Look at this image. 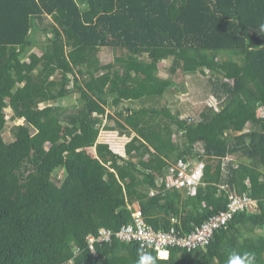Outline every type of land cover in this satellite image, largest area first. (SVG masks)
Segmentation results:
<instances>
[{
  "label": "trees",
  "instance_id": "obj_1",
  "mask_svg": "<svg viewBox=\"0 0 264 264\" xmlns=\"http://www.w3.org/2000/svg\"><path fill=\"white\" fill-rule=\"evenodd\" d=\"M261 25L264 0H0V264H136V242L113 238L93 254L89 238L130 224L135 204L155 230L188 233L231 194L254 206L205 247L146 253L156 264H227L236 251L264 264ZM101 50L127 53L103 63ZM164 61L207 78L220 111L192 120L161 106L173 85L159 76ZM7 109L22 124L6 143ZM100 127L130 139L124 158L84 153ZM200 158L194 196L164 191L171 165Z\"/></svg>",
  "mask_w": 264,
  "mask_h": 264
},
{
  "label": "built area",
  "instance_id": "obj_2",
  "mask_svg": "<svg viewBox=\"0 0 264 264\" xmlns=\"http://www.w3.org/2000/svg\"><path fill=\"white\" fill-rule=\"evenodd\" d=\"M204 160V158H200L198 160L199 163L193 167L181 161L171 165L164 180V191H188L191 196H194L196 194L195 188L200 183L202 176ZM163 193L162 190L156 189L150 192V196ZM252 206L254 205L251 200L231 194L226 211L209 218L200 226L194 227L191 231L184 234L177 233L173 227L169 231L155 230L146 222L138 206L139 209L132 208L130 224L123 226L116 232L100 229L97 237L89 238L88 249L94 254L95 244L109 243L113 238L136 242L142 251L146 253L149 250H153L159 258L162 255L168 257V249L174 247L186 248L187 250L203 248L210 241L212 234L218 228L224 226L234 213L240 210L252 209Z\"/></svg>",
  "mask_w": 264,
  "mask_h": 264
},
{
  "label": "rangeland",
  "instance_id": "obj_3",
  "mask_svg": "<svg viewBox=\"0 0 264 264\" xmlns=\"http://www.w3.org/2000/svg\"><path fill=\"white\" fill-rule=\"evenodd\" d=\"M33 38L37 45L45 41V38L39 34ZM32 53H36L38 56L40 55V52L37 49H34ZM126 53L127 51L125 50H101L99 51L98 57L100 61L107 63L111 62L115 57H125ZM170 65V61H164L159 64L160 78L171 80L173 82L172 87L168 89L167 95L160 102L161 106H165L166 104L169 108H171L173 113H178L181 119L191 118L192 120H196L205 108L211 107L216 111H220L219 103L211 95L209 90L207 78H204L203 76L181 75L178 72L171 74L169 71ZM73 100L74 97L65 101L64 105H70ZM157 105L159 106V104ZM239 105L240 103L238 102H232L231 108H238ZM107 111L111 115L114 113L113 108H109ZM261 114L263 113L261 112ZM5 115L7 128L3 132V140L7 143L13 139L12 128L21 125L22 122H13L11 119V111L9 109L5 111ZM106 124H109V122H105V125ZM100 129V134L96 144L91 149H85L84 153L92 158H95L102 164L107 162L106 160L110 157L108 156L109 153H113L124 158L125 145L130 141V139L121 135L119 136L117 132H107L101 127ZM133 208L139 209L136 204L133 205Z\"/></svg>",
  "mask_w": 264,
  "mask_h": 264
},
{
  "label": "clouds",
  "instance_id": "obj_4",
  "mask_svg": "<svg viewBox=\"0 0 264 264\" xmlns=\"http://www.w3.org/2000/svg\"><path fill=\"white\" fill-rule=\"evenodd\" d=\"M261 31H264V25H261ZM162 258L166 259L167 257L162 255ZM255 261L256 256L254 253H245L241 255L236 251H232L229 253L227 264H255ZM136 264H156V260L150 254L141 253Z\"/></svg>",
  "mask_w": 264,
  "mask_h": 264
}]
</instances>
